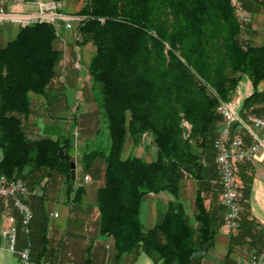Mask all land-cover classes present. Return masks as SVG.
<instances>
[{
    "label": "trees",
    "instance_id": "16d2710c",
    "mask_svg": "<svg viewBox=\"0 0 264 264\" xmlns=\"http://www.w3.org/2000/svg\"><path fill=\"white\" fill-rule=\"evenodd\" d=\"M239 10L250 17L261 13L264 0H85L74 14L73 45L94 47L86 72L107 133L106 147L89 149L85 143L81 156L83 174L95 158L105 162L95 207L96 233L111 242L107 264H133L140 254L152 264H210L207 255L225 219L220 185L212 183L218 178L213 142L223 125L216 108L235 100L245 76L252 92L239 114L264 117V46L243 39L242 30L251 29ZM62 51L54 25L46 21L20 27L13 40L0 45V176L20 179L30 191L59 176L67 201L82 205V187L70 184V159L59 158L78 132V121L64 137L45 128L39 133V111L30 98L44 97L55 83ZM145 133L152 137L154 160L123 158L126 137L135 142ZM187 180L196 186L194 215L179 199ZM238 180L240 218L222 264H235L230 255L236 251L250 259L264 242L249 214L252 178ZM158 194L168 197L167 208L145 230L141 205ZM41 198L34 205V198L26 201L34 210L26 237L31 245L37 228L42 257L47 218Z\"/></svg>",
    "mask_w": 264,
    "mask_h": 264
},
{
    "label": "crops",
    "instance_id": "0c3cea01",
    "mask_svg": "<svg viewBox=\"0 0 264 264\" xmlns=\"http://www.w3.org/2000/svg\"><path fill=\"white\" fill-rule=\"evenodd\" d=\"M1 8L3 13L0 15V45L3 46L9 41L13 40L20 27L31 24L39 20L42 15L39 9V3L50 4L56 3L54 0H2ZM235 1V0H233ZM85 0H60L57 4L60 6L57 9L59 15L63 18H73V14L79 11ZM241 18L250 29L244 28L242 30V37L249 40L253 45L264 46V12L253 14L249 17L245 12L240 13ZM42 21V20H41ZM47 21V20H43ZM65 20L60 19L55 22V29L58 37L62 42V58L59 66H65L70 61L80 60L83 68L87 65L94 54V47L91 44L84 46H74L75 32L68 30L65 26ZM87 73V72H86ZM239 86V85H238ZM252 92L250 84V91L245 98ZM36 100L40 96L30 95ZM233 105L234 112L239 115L242 101L235 98ZM40 101V100H39ZM240 116V115H239ZM241 118V117H240ZM246 120V118H242ZM37 122L40 124L36 129L39 133L44 130L41 126V119ZM41 126V128H40ZM238 128V127H237ZM64 136L63 134L61 135ZM245 138H249L247 135ZM250 139V138H249ZM84 142V141H80ZM245 145H248L244 139ZM77 146V145H76ZM132 148V154L129 149ZM81 151H83L81 149ZM130 155L138 156L146 162H150L155 158V151L153 147V140L150 134L145 133L136 138L134 142L129 136L126 137L122 156L123 158ZM82 153L80 154L81 161ZM76 165V161H75ZM96 168L93 179L87 174L82 175L76 184L83 189L82 205L77 208L67 201L66 185L63 180L57 176V185L49 184V181L42 185V188L37 191L42 193V207L47 218V235L45 242L44 256H40L43 249V244L37 228L32 229L31 233V254L30 259L33 262L39 261L41 258L45 260L46 264H86L89 253H93L89 264H107L106 258L110 252L111 242L106 237L98 236L96 231L97 210H96V196L99 188L104 185V169L105 162L102 158L94 159L93 164ZM77 168V167H75ZM77 170V169H76ZM237 177L241 175L251 176L252 184L249 195V214L255 222L261 227L264 238V148H259L254 158L250 162L236 164ZM88 177L85 181L84 178ZM196 186L191 180L183 181L179 191V199L184 205L188 214L194 215V196ZM188 193L192 194V202H186ZM32 205L38 199L33 197ZM168 197L165 194L153 195L144 201L140 208V222L143 228L150 229L154 226L159 212H165L167 208ZM190 203V204H189ZM88 206V208H86ZM241 209V207H240ZM93 212L91 220L83 217V214H90ZM13 215L16 220L19 215L15 210H11L6 203L0 199V231L2 227L8 225V216ZM82 229L81 232L77 231ZM67 231V233H65ZM83 232V233H82ZM28 244L27 237L24 232H20L17 236V247L21 249ZM229 244V234L222 228L214 238L213 250L207 255V260L210 264H222L223 256L227 253ZM94 248V249H93ZM88 249L89 252L87 251ZM145 254H140L137 259ZM262 256L260 264H264V242L261 251L257 256ZM40 256V257H39ZM256 256V255H255ZM235 264H250V259L246 257L243 252L236 251L230 255ZM149 258V257H148ZM135 260V262L137 261ZM150 259V258H149ZM31 261V262H32ZM135 262L133 264H135ZM0 264H21L18 260V255L8 250L5 239L0 234Z\"/></svg>",
    "mask_w": 264,
    "mask_h": 264
},
{
    "label": "rangeland",
    "instance_id": "374dc122",
    "mask_svg": "<svg viewBox=\"0 0 264 264\" xmlns=\"http://www.w3.org/2000/svg\"><path fill=\"white\" fill-rule=\"evenodd\" d=\"M236 1L237 0H235L234 2L236 3ZM52 3H54V2H52ZM54 4L56 6L58 5L57 2ZM59 8H60V6L58 5L57 9H59ZM242 12L243 11L239 10L238 15H241L240 13H242ZM57 14H58V12H57ZM255 14H257V13H255ZM73 16H74V14H73ZM241 16H244V15H241ZM60 19L65 20V22H66L65 26H66V24L70 25V28L66 27L68 30H71V31L73 30L75 32L74 26H75V22L77 20V17L63 18L61 15H59L58 19H56L54 22H50V23L53 24L55 27V22L57 20H60ZM241 19L243 20V18H241ZM38 21H40V20H38ZM35 22H37V21H35ZM46 22H48V21H46ZM58 72H59L58 73L59 76H57L55 83L52 85L50 90L48 92H46L44 97H39L40 101L36 100L30 96L31 105H33V108L35 110L39 111L40 116L37 118V120L41 119V123H42L41 126L43 128H45V133H49V134L54 135V136H58V135L61 136L62 134L64 136H66L68 131L71 130V127L74 125L75 121L76 122L78 121V126H77L78 132L77 133L73 132L75 134V142L77 145V146L75 145V156L73 159H70L74 163L76 161L75 167H77V168H75V170L77 169L76 172H77V181H78L82 175H85V174H83L84 172L82 169V164H83L82 159L80 161V158H79L80 154L85 151V147H86L85 143L89 144V149H93L95 147H97V148L103 147L104 148V147H106V144H107V133H106V130L104 129V124L100 123V121L98 119L99 118L98 104H97L95 97H93V95L90 91V79L88 77V74L86 73V68H83L80 60L74 59L73 61H70L69 64H67L63 67L59 66ZM249 91H250V81L247 79V77L244 76L242 78L241 82L239 83V86L237 87V90L235 92L234 97L238 98L239 99L238 101H242L243 98H245V96L247 95V93H249ZM235 101L236 100H234L233 102H231V104H229L230 106H232V108H233V105L235 104ZM233 112H234V110H233ZM234 114L238 117H241V116H239L240 114L237 115L235 112H234ZM82 116H84V117H82ZM247 117H249V116H247ZM35 124L37 127H39V125H40L37 121L35 122ZM41 126H40V128H41ZM97 128H100L99 129L100 132L98 134L95 133ZM84 130H86V131H84ZM231 134L232 135L233 134L239 135L243 139H245L247 132L244 128L238 127V128H235L233 131L231 130ZM80 141H84V142L82 143ZM92 143H94V145H92ZM81 149L83 151H81ZM132 151H133V149L130 148L128 152L132 154ZM93 167H90L89 169L85 170V173H87L88 176L91 177V179H93L94 173L96 170V168L95 167L93 168ZM236 176H237V174H236ZM56 178H57L56 176L50 177L49 184L57 185V181H55ZM18 180H20V179H18ZM217 180H218V178H217ZM75 181H76V179H75ZM213 181H216V180H213ZM24 185H25V183H24ZM42 185H43V182L41 184L37 185L32 191H30L25 185V187L27 188V190L31 194L28 196L27 199L24 200V202L25 203H26V201L29 202L31 197L32 198L33 197H37V198L42 197V193H40V192L38 195L35 194V192L38 193L37 192L38 188H39V190L42 188ZM238 192L240 195L239 207H241L240 201L242 199V196H241L242 192H241L240 188H239ZM0 199L3 201V203H6V205H8L11 210H15L14 207L12 206L11 200L9 198H0ZM190 200L192 202V194L188 193V196H187L185 201L189 202ZM27 205H28L31 213L34 214V210L30 208L29 204H27ZM74 206H77V208H78V207L83 206V205L76 203V204H74ZM15 211L17 212V210H15ZM240 212H241V209H240ZM33 214H32V219H33ZM83 217L91 220L93 218V212L90 214H88V213L83 214ZM31 221H30V223H31ZM30 223H29V225H30ZM223 225H224V223H223ZM16 227H17V236L20 234V232L21 233L24 232L23 229L21 228V225H20V216H19V219L16 220ZM222 228H223V226H222ZM81 230L82 229L80 228L77 231L81 232ZM65 233H67V231ZM24 234H25V236H27L29 234V231H28V233L24 232ZM228 234H230V233H228ZM26 247L29 248V250H30L29 255H30L31 254V247H30L29 243L26 246L22 247L21 249L26 248ZM21 249H18V247L16 245V252L20 251ZM16 252H12V253H16ZM92 255H93V253L91 251V253H90L91 258H92ZM253 257H259V255L258 256L257 255L252 256L250 258V264H251V259ZM18 260H19V258H18ZM40 262L46 264L44 259H40L37 262L32 261V263H35V264L40 263ZM135 264H152V261L146 255H141L137 259Z\"/></svg>",
    "mask_w": 264,
    "mask_h": 264
},
{
    "label": "built area",
    "instance_id": "2783aa9c",
    "mask_svg": "<svg viewBox=\"0 0 264 264\" xmlns=\"http://www.w3.org/2000/svg\"><path fill=\"white\" fill-rule=\"evenodd\" d=\"M0 0V15L3 13ZM57 8L54 3H39L41 16L39 20L54 22L59 18ZM70 28L69 24H66ZM217 113L223 119V125L219 130L217 138L213 142L215 151V165L218 173V180L212 181L213 184L220 185V200L225 207V219L223 229L232 233L238 228L240 217L239 207V188L240 182L236 176V164L250 162L259 148H264V117L249 116L246 120L236 116L230 105L220 103L216 108ZM236 123L238 127L244 128L251 142L245 145L244 139L236 134H231V127ZM88 180L87 177L84 178ZM35 192L36 195L39 194ZM31 193L27 190L24 183L18 179H8L0 176V198H9L12 206L20 216V225L25 233L29 231V223L32 220V213L28 205L24 202ZM8 225L2 227L0 234L5 239L7 248L10 252H16L17 227L16 219L13 215L8 216ZM21 264H35L31 262L30 250L28 247L16 252ZM262 256L253 257L251 264H260ZM36 264H44L42 262Z\"/></svg>",
    "mask_w": 264,
    "mask_h": 264
},
{
    "label": "water",
    "instance_id": "95a60500",
    "mask_svg": "<svg viewBox=\"0 0 264 264\" xmlns=\"http://www.w3.org/2000/svg\"><path fill=\"white\" fill-rule=\"evenodd\" d=\"M59 2L60 0H54ZM232 107V106H231ZM75 134L73 133L70 136V147L68 150H63L59 152V158L64 159V161H68V159H73L75 156ZM70 167V184L73 185L76 179V170H75V163L70 160L69 162Z\"/></svg>",
    "mask_w": 264,
    "mask_h": 264
}]
</instances>
